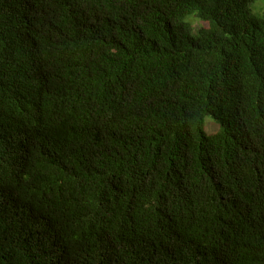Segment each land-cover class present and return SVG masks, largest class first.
I'll return each mask as SVG.
<instances>
[{"label": "trees", "instance_id": "trees-1", "mask_svg": "<svg viewBox=\"0 0 264 264\" xmlns=\"http://www.w3.org/2000/svg\"><path fill=\"white\" fill-rule=\"evenodd\" d=\"M254 1L0 0V264H264Z\"/></svg>", "mask_w": 264, "mask_h": 264}, {"label": "rangeland", "instance_id": "rangeland-1", "mask_svg": "<svg viewBox=\"0 0 264 264\" xmlns=\"http://www.w3.org/2000/svg\"><path fill=\"white\" fill-rule=\"evenodd\" d=\"M249 6L255 14H259V13L264 12V2L263 1L255 0ZM255 8H256V10H255ZM195 23L200 25L199 23H197V21ZM219 128H220L219 125L217 123H215L211 117L205 118V120H204V131H205V133H207V134L215 133L219 130Z\"/></svg>", "mask_w": 264, "mask_h": 264}, {"label": "clouds", "instance_id": "clouds-1", "mask_svg": "<svg viewBox=\"0 0 264 264\" xmlns=\"http://www.w3.org/2000/svg\"><path fill=\"white\" fill-rule=\"evenodd\" d=\"M3 186H6V184L2 183L0 181V189L3 187ZM84 256L81 252L79 253H76L73 255V258L69 261H67L66 264H84Z\"/></svg>", "mask_w": 264, "mask_h": 264}]
</instances>
